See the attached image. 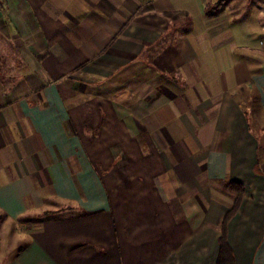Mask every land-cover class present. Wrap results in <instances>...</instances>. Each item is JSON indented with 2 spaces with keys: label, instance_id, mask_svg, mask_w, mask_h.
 Here are the masks:
<instances>
[{
  "label": "crops",
  "instance_id": "1",
  "mask_svg": "<svg viewBox=\"0 0 264 264\" xmlns=\"http://www.w3.org/2000/svg\"><path fill=\"white\" fill-rule=\"evenodd\" d=\"M222 1L0 0V264H215L226 180L264 264L263 26Z\"/></svg>",
  "mask_w": 264,
  "mask_h": 264
},
{
  "label": "rangeland",
  "instance_id": "2",
  "mask_svg": "<svg viewBox=\"0 0 264 264\" xmlns=\"http://www.w3.org/2000/svg\"><path fill=\"white\" fill-rule=\"evenodd\" d=\"M205 2L210 7H215L213 0H205ZM221 7L224 8H221V10L223 12V18L226 20V22H224L226 26H234L236 23H240L239 27H251V15H258L254 18V22H256L258 26H263V30L260 32L259 36H257V32L252 33V35L256 34V37L260 38L262 41L261 47L264 49V0H246L243 4H236L233 0H224L222 1ZM209 10L212 9L209 8ZM180 15V17H174V20L176 21L179 18H184V21L187 22L185 16L183 17V14ZM181 19L179 20L181 21ZM239 19L241 20L240 22H235ZM8 232L10 231L6 227L4 229V236H7Z\"/></svg>",
  "mask_w": 264,
  "mask_h": 264
},
{
  "label": "trees",
  "instance_id": "3",
  "mask_svg": "<svg viewBox=\"0 0 264 264\" xmlns=\"http://www.w3.org/2000/svg\"><path fill=\"white\" fill-rule=\"evenodd\" d=\"M216 184L218 183H211L213 193L221 192L220 189H217ZM222 184L228 188L230 201L227 211L218 219L216 223V227L219 230V237L217 239V256L215 264H233L232 253L226 241V226L237 210L243 192V187L237 180H226L222 182Z\"/></svg>",
  "mask_w": 264,
  "mask_h": 264
}]
</instances>
